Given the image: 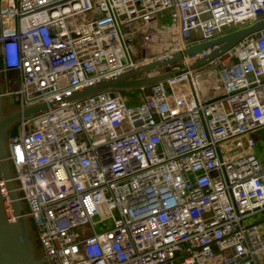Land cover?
<instances>
[{
	"label": "built area",
	"instance_id": "built-area-1",
	"mask_svg": "<svg viewBox=\"0 0 264 264\" xmlns=\"http://www.w3.org/2000/svg\"><path fill=\"white\" fill-rule=\"evenodd\" d=\"M264 20V0H0L21 109ZM22 119L9 160L48 264H264V31ZM10 208L11 202L7 199Z\"/></svg>",
	"mask_w": 264,
	"mask_h": 264
},
{
	"label": "water",
	"instance_id": "water-1",
	"mask_svg": "<svg viewBox=\"0 0 264 264\" xmlns=\"http://www.w3.org/2000/svg\"><path fill=\"white\" fill-rule=\"evenodd\" d=\"M261 31H264V20L232 31L229 35L207 44L195 45L183 53H177L156 64L143 66L141 69L129 71L124 75L106 79L60 101L41 103L25 109H21L14 97L5 91L0 77V264H48L45 254L39 247L38 237H36L33 222L27 214L26 204L20 199V191L14 180L13 166L9 160V140L17 123L22 119H29L35 117L36 114L47 112L62 102L81 100L108 89L137 90L159 84L169 78L170 74L151 79H139V77L144 72L176 63L184 57H194L205 51L213 50L211 55L195 63L193 69L205 66L215 58L226 54L249 36ZM7 199L11 202L10 208Z\"/></svg>",
	"mask_w": 264,
	"mask_h": 264
},
{
	"label": "rangeland",
	"instance_id": "rangeland-1",
	"mask_svg": "<svg viewBox=\"0 0 264 264\" xmlns=\"http://www.w3.org/2000/svg\"><path fill=\"white\" fill-rule=\"evenodd\" d=\"M122 94L125 98V100L127 101L128 106H134L137 105V103L140 101V97H141V93L135 89H124V91H122ZM262 135H264V131L261 132Z\"/></svg>",
	"mask_w": 264,
	"mask_h": 264
},
{
	"label": "crops",
	"instance_id": "crops-1",
	"mask_svg": "<svg viewBox=\"0 0 264 264\" xmlns=\"http://www.w3.org/2000/svg\"><path fill=\"white\" fill-rule=\"evenodd\" d=\"M1 63V61H0ZM1 65V64H0ZM256 141L258 142L257 146V156L264 162V135L261 132H256L254 134Z\"/></svg>",
	"mask_w": 264,
	"mask_h": 264
}]
</instances>
